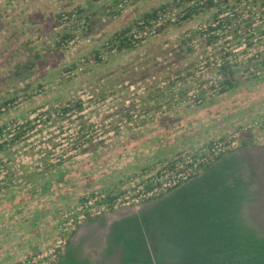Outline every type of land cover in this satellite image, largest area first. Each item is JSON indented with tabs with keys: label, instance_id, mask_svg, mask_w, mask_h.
Wrapping results in <instances>:
<instances>
[{
	"label": "rangeland",
	"instance_id": "obj_1",
	"mask_svg": "<svg viewBox=\"0 0 264 264\" xmlns=\"http://www.w3.org/2000/svg\"><path fill=\"white\" fill-rule=\"evenodd\" d=\"M170 1L0 0V101L16 99L9 105L8 110L0 114V123L17 117L37 118L32 123L34 128L31 138L25 142L29 146L17 148L14 154L20 163L22 158H27L25 161L31 171L41 169L38 164L49 154L51 156L47 158L51 163L57 162V159L62 160L59 170L52 177L53 181L48 182L47 179L48 181L37 185L42 188V193L51 189L61 191L59 182L62 184V181H72L69 189L83 193L95 181L93 191L120 195L131 190L140 181L155 176L161 165L153 174H150V169L137 172L141 166L147 165L143 159L149 158L153 161L155 156L162 158L160 156L167 152V145L181 143V136L185 134H182L184 128L195 134L193 143L186 149L189 151L194 144L201 143L203 146L212 139L226 137L240 124L264 113V74L255 79H237V88L220 96H211L209 88L212 79H208L210 82L206 84H201L202 79H189V84L184 89L188 91L186 97L194 98V95L203 92L204 99L197 105L189 102V115H185V119L181 115L171 118L172 122L164 121L166 117L161 115L148 117L145 102L149 100L142 101L145 105L141 109L135 107V111L131 113L132 120L123 118L125 112L111 110L110 106L104 107L106 99L112 100L118 90H125L130 84L136 88L137 83L133 84L132 80L173 79L171 74L175 72V68L183 65L178 63L175 68L170 65L174 59L170 50L175 49L177 40L187 29L203 26L204 16L180 26H173L164 24L174 21L175 14L168 13L163 21V30L155 34L154 28L133 50L108 54L103 47L112 34L130 26L151 9ZM37 3H40L38 8L41 6L43 11L40 8L36 14L33 12L36 9L33 4ZM77 8L82 11L81 17L85 19L86 27H79L80 29L73 32L74 23L67 18L59 22L57 15L67 14ZM64 35L68 38L63 39ZM95 51L98 52L99 62L93 60ZM17 67L27 69L15 75ZM154 85L149 87L148 84H141L138 87H149L150 90L145 92L148 98L167 92L170 87L168 84L159 83L157 87ZM138 92L143 93L144 90ZM76 102L81 103L82 111L67 120L62 118L55 122L60 127L59 131L50 128L52 123L45 125L42 123L43 118L38 117L43 112L68 107ZM160 111L162 109L158 112ZM140 122H146L147 126L152 123L151 131L139 130L131 135L134 140L128 139L124 129ZM41 129L46 133H42ZM85 129H88L87 135ZM81 136L85 138L80 146L74 144L72 147L69 141L75 142ZM88 138L90 142L85 143ZM93 141L97 144L95 149L92 147ZM102 141L105 142L104 145ZM108 144L112 147L108 148ZM93 150H96L94 154H86ZM237 151L235 152L244 164L242 169L255 173L256 182L260 181L257 187L264 196V151L249 147ZM167 156L168 153H165L164 157ZM164 165L166 163L162 166ZM110 167H115L112 171L118 172L113 174L122 175V179L113 187L100 185L105 170ZM130 170L136 171L134 176L138 175L131 186L127 184L129 179L133 180L132 176L129 178ZM86 172L93 175L94 181L92 178H83ZM33 185L34 183L29 184L28 187L35 188ZM93 191L82 195L79 201ZM137 209L116 212L108 219L117 218L119 214L128 211L135 212Z\"/></svg>",
	"mask_w": 264,
	"mask_h": 264
},
{
	"label": "trees",
	"instance_id": "obj_2",
	"mask_svg": "<svg viewBox=\"0 0 264 264\" xmlns=\"http://www.w3.org/2000/svg\"><path fill=\"white\" fill-rule=\"evenodd\" d=\"M81 12L77 8L67 14L60 13L57 20L61 22L67 18L74 23L72 30L76 32L86 27ZM168 13L175 14L174 21L164 24L173 26L192 22L198 17L205 18L203 26L187 29L177 40L175 49L170 50L174 58L170 65L175 68L178 63L183 64L175 68L171 74L173 79H202L201 84L209 83L208 79H212L209 88L211 96H220L235 90L237 79H255L264 74V0H171L112 34L103 47L108 54L133 50L146 39L151 30L156 28L155 34L163 30V21ZM64 38H68L67 35ZM94 53L93 60L99 62L98 52ZM25 69L27 67H17L14 74L18 75ZM175 83H170L169 88L174 87ZM174 90L170 101L175 100L178 105L186 102L197 105L204 99L203 92L191 98L186 97L188 93L182 89ZM15 100L0 101V114L8 110ZM82 108L81 103L76 102L68 107L43 112L38 117L43 118L42 123L50 122V126H56L55 122L79 114ZM131 113V110H125L123 118L132 120ZM35 119L17 117L0 123V174L5 178H8L7 173L11 171L9 161L17 148L29 146L25 142L31 138ZM87 131L85 129L86 135ZM83 138L81 136L69 143L72 147L74 144L80 146ZM84 142L89 143L90 138ZM255 145L241 141L238 149ZM50 156L47 155L48 158ZM47 157L38 164L41 168L38 170L46 171L61 166L62 160L57 159V162L51 163ZM175 160L159 167L155 176L162 169L171 168ZM150 180L144 179L137 185L147 188ZM246 185L234 151L216 157L203 166L197 177L151 201H159V205L113 222L106 236L103 256L110 257L114 249L119 248V264H167L168 261L190 264H264V238L255 237L241 225L239 208L243 199L242 190ZM169 193H172L171 196L165 199ZM96 219L103 221V218ZM74 232L67 235L65 249L55 264H90L83 257L81 247L69 243ZM150 237L153 240L151 243ZM176 237L180 239L175 240ZM172 242L175 246L171 245ZM158 244L159 254L151 250Z\"/></svg>",
	"mask_w": 264,
	"mask_h": 264
},
{
	"label": "crops",
	"instance_id": "obj_3",
	"mask_svg": "<svg viewBox=\"0 0 264 264\" xmlns=\"http://www.w3.org/2000/svg\"><path fill=\"white\" fill-rule=\"evenodd\" d=\"M40 3H37L36 5L33 4V6L36 8L33 12L36 14L40 8L42 9L41 6L38 8V4ZM175 80L177 79L132 80V82H134L133 84L137 83L136 88L134 87L135 85L130 84L125 88V90H118L116 97H112V100L110 98L106 99L104 107L110 106L111 110L117 109L120 112H125L127 109L135 111V107L139 110L143 105H145L142 102L143 100H149L145 102V110L147 111L146 115L148 117H156L157 115H161L166 117L164 121L168 122H172V119L180 115L185 119V117L189 115L191 104L186 102L178 105L176 104L175 100L170 101V97L172 96V93H174L173 91H176L174 89H186V85L189 84V79ZM172 82L175 83V86L168 88L167 92H163L155 96L151 95L150 98L147 97L148 94L146 95L145 92L150 90L149 87L151 84H155L156 87L159 85V83L162 85L168 84L169 87L170 83ZM141 84H148L149 87H138ZM119 88L122 87L119 86ZM141 89L144 90L143 93L138 92ZM123 91H125V93H123ZM185 93H188V91ZM182 96L184 98L183 93ZM160 109H162V111L158 112ZM146 124V122L131 124L124 129V133L128 139H133L134 137L131 135L136 134L139 130L148 129L151 131L152 128L150 126L152 123H148V126ZM50 128H53L55 131L60 130V128L58 129L55 126H51ZM44 129L46 131L48 130L46 126ZM41 131L42 133L45 132L43 129H41ZM183 131L184 132H182V134H185L181 136V143H174L173 146L167 145V149H165L167 150L165 153H168L167 158L164 157L165 153H163L160 156L162 158H157L155 156L153 161L149 158L143 159L147 165L141 166L137 172L142 173L147 169H150V174H153L160 165L162 166L163 164L172 161L174 157L177 158L180 155L193 152L201 147L202 144L197 143L191 147L192 151H186V149L190 148V144L193 143L192 139H195V134H193V131V133L190 131L188 132V129L185 128ZM186 135L187 138H184ZM110 141L111 139H109L108 142ZM104 144L105 142L102 141V145ZM92 147L95 149L96 146L92 145ZM107 147L111 148L112 145L108 144ZM97 148L100 147L98 146ZM182 150L185 151L181 152ZM95 151H88L86 154H94ZM151 158H154V156ZM25 160H27V158H22L21 164L20 160L13 155L9 161L11 171L9 174L7 173L8 178H5L2 174H0V264L17 263L20 260L35 255L49 247L57 236L56 223L59 212L73 207L80 200L82 195L93 191V188L95 187L93 184L95 182L93 175L90 176L89 172H86L87 174L86 176H83V178L86 180L92 178L94 182L83 193H79L78 190L75 191L74 188L73 191L69 189V186L73 184L72 181H62V184L59 182L61 191H52L53 189H51L48 190V192L46 191L45 193H42V188L37 185L39 183H43L47 179L49 180H47L48 182L53 181L52 177L56 174V171L59 170V167L51 168L46 171H31V168L27 166L28 162ZM142 162H139V164H142ZM17 163H19L21 166H18ZM16 166H18V168H16ZM113 168L115 169V167H110L109 170H105V175L103 176L104 178L102 181H100V185L113 187L117 185V182L120 180V178L122 179V175L119 176L113 174L114 172H118L112 171ZM131 172L134 171H129V178L131 176L133 177V180L129 179V183L127 182L129 186H131V184L134 183L133 181L136 180L134 178L138 177V175L134 176V174H137L135 173L136 171L134 173ZM126 178L127 177H125V179ZM32 183H34L33 186L35 188L32 187L31 189L28 187V185ZM119 183L121 184V182ZM110 222L111 219L108 218L102 222L98 219L88 220L81 224L75 230L74 234L69 238L70 244L79 245L81 247L83 257L87 258L90 264H97L98 262L103 261L105 258L103 256V252L106 247L105 240L107 234L109 233ZM115 253H120L119 248L114 249V254Z\"/></svg>",
	"mask_w": 264,
	"mask_h": 264
},
{
	"label": "built area",
	"instance_id": "obj_4",
	"mask_svg": "<svg viewBox=\"0 0 264 264\" xmlns=\"http://www.w3.org/2000/svg\"><path fill=\"white\" fill-rule=\"evenodd\" d=\"M241 141L264 147V113L240 124L223 139H212L199 149L176 158L171 168L162 169L150 180V186L147 188L136 185L120 195H108L102 191H93L86 195L70 209L59 212L56 223L57 236L49 247L14 264H55L65 249L67 235L84 222L109 218L116 212L152 203L154 198L165 195L175 187L197 177L203 166L216 157L237 150Z\"/></svg>",
	"mask_w": 264,
	"mask_h": 264
},
{
	"label": "flooded vegetation",
	"instance_id": "obj_5",
	"mask_svg": "<svg viewBox=\"0 0 264 264\" xmlns=\"http://www.w3.org/2000/svg\"><path fill=\"white\" fill-rule=\"evenodd\" d=\"M253 150H263L264 147H249ZM241 150V149H239ZM237 151V150H235ZM234 151V155L237 157V159L240 162L241 167V177L244 179V181L247 183L246 188L242 190L243 199L240 203L239 213L241 217V225L248 231H251L255 237L258 238H264V196L260 193L259 188L257 187L255 173L246 172L243 168L244 164L241 162V159L239 155ZM238 152V151H237ZM260 183V181H259ZM258 183V184H259ZM172 193H169L164 198L168 199L171 196ZM163 198V199H164ZM155 203L153 206L144 209L143 211H147L149 209H152L154 206L159 205V201H154ZM153 203V202H152ZM120 215V214H119ZM118 215V216H119ZM107 220V218H103V220ZM119 220V219H118ZM117 221L116 218L111 219L110 225ZM175 240H179V237L174 238ZM173 239V240H174ZM153 240L150 237L149 242L151 243ZM159 245L153 246L151 248L152 251L158 253L159 251ZM173 245V242L172 244ZM175 246V245H173ZM173 246L171 249H174ZM160 253V252H159ZM158 253V254H159ZM180 257H183L182 253H179ZM120 263V253H115L110 257H105L103 261L98 262L97 264H119ZM167 264H190L188 262H182V263H172L170 261L167 262Z\"/></svg>",
	"mask_w": 264,
	"mask_h": 264
},
{
	"label": "water",
	"instance_id": "obj_6",
	"mask_svg": "<svg viewBox=\"0 0 264 264\" xmlns=\"http://www.w3.org/2000/svg\"><path fill=\"white\" fill-rule=\"evenodd\" d=\"M154 203H155V202H153V203H149V204H146V205H143V206H141L140 208H138L135 212H134V211H133V212L128 211V212H126V213L120 214V215L116 218V220L121 219V218H123V217H125V216H128V215H132V214L139 213V212L143 211L144 209H147V208L153 206Z\"/></svg>",
	"mask_w": 264,
	"mask_h": 264
}]
</instances>
